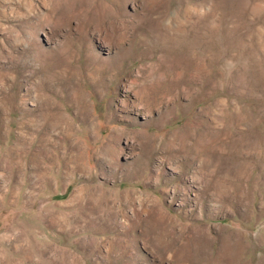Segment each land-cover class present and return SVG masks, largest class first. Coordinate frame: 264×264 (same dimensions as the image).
<instances>
[{"label": "rangeland", "instance_id": "374dc122", "mask_svg": "<svg viewBox=\"0 0 264 264\" xmlns=\"http://www.w3.org/2000/svg\"><path fill=\"white\" fill-rule=\"evenodd\" d=\"M0 264H264V0H0Z\"/></svg>", "mask_w": 264, "mask_h": 264}]
</instances>
